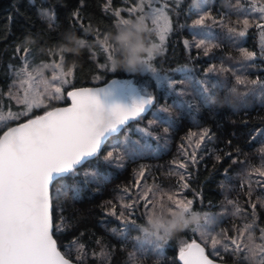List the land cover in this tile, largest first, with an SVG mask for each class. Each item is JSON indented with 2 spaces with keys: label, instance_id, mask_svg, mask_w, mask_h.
I'll use <instances>...</instances> for the list:
<instances>
[{
  "label": "trees",
  "instance_id": "obj_1",
  "mask_svg": "<svg viewBox=\"0 0 264 264\" xmlns=\"http://www.w3.org/2000/svg\"><path fill=\"white\" fill-rule=\"evenodd\" d=\"M138 1L0 0V107L18 108L4 94L23 57L32 64L60 60L64 69L73 72L69 90L134 76L109 71L111 63L103 45L115 49L114 58L119 55L115 43L107 39L118 29L115 11ZM192 1L166 2L170 29L163 51L152 60L155 68L171 75L179 90L155 86L146 76L153 96L149 108L112 133L96 156L50 185L52 236L70 261L181 264L180 242L192 239L187 229L160 248L144 242L140 234L148 226L140 197L149 187L155 192L154 201L164 194V204H158L157 210L173 207L166 194L180 192L185 201H193V210L213 216L221 237L234 238L248 223L264 229V176L259 175L264 171V96L261 88L254 90L250 85L264 82V70L259 60L246 62L242 54L255 53V28L243 16L245 0H211L203 13L215 20H205H211L215 40L211 47L192 44L186 49L184 40H193L199 15L191 9ZM242 18L250 25L244 37L235 39L228 29L240 27ZM81 40L84 43L78 44ZM24 49L29 52L25 54ZM252 61L253 68L243 69ZM180 67L189 69L175 71ZM237 76L244 83L237 84ZM94 77L101 80L95 83ZM205 88L204 94L212 99L200 105L196 93ZM68 102L65 97L51 103ZM190 102H194L191 107ZM44 111L43 107L33 109L29 116L6 122L0 135ZM109 151L113 156L106 161ZM129 204L132 207H125ZM121 213L139 226L126 222ZM200 242L215 260L251 264L226 249L214 253Z\"/></svg>",
  "mask_w": 264,
  "mask_h": 264
},
{
  "label": "snow or ice",
  "instance_id": "obj_2",
  "mask_svg": "<svg viewBox=\"0 0 264 264\" xmlns=\"http://www.w3.org/2000/svg\"><path fill=\"white\" fill-rule=\"evenodd\" d=\"M138 9V5L130 8V16L134 15ZM259 11L264 13V6H261ZM115 15L119 17L120 12L117 11ZM136 18L145 20L144 15L135 16ZM206 19L214 20L209 14H203L194 21V24L203 25ZM260 19L264 21V16ZM130 20L132 18L119 19L118 28L126 25ZM151 22L156 25L160 45H162L169 31L168 18L162 9H155ZM243 25V30L237 31L230 27L228 31L244 37L249 27V20L244 19ZM256 26L264 28V23ZM79 42L84 43L83 40ZM203 43L202 40L201 44L196 46L200 47ZM24 52L27 54L29 49H24ZM243 55L247 60L253 59V53L249 51H244ZM109 59H114V56L109 55ZM153 59L154 56H148L143 63L145 70L159 80L156 69L149 63ZM58 67H60L59 64L42 63L33 65L31 70L25 71L28 68V61L25 59L24 68L21 69V73H18V75L26 76L27 79H22L21 83H28L29 87L24 89L23 97L17 100L24 105V111L13 118L29 116L34 108L43 107L45 111L43 114L30 116L26 122L11 127L0 135V264H70L69 260L58 251L51 234L50 185L62 175L72 172L86 158L96 156L107 134L116 131L119 125H123L130 118L139 117L145 112L146 107L153 103L150 94H147L144 89L132 88L130 81L122 82L120 87L136 97L131 106H122L115 101L110 102L114 88L117 86V81L113 80L107 87L74 88L67 92V97L71 101L70 106H54L51 102L62 99L64 86L70 83L66 77H72L73 72L72 70L66 73L53 72L51 80H48L39 69ZM109 71L114 69L110 68ZM52 81L59 83H52ZM236 82L244 83L239 76ZM253 83L257 82L253 81ZM40 86H43V91L36 90ZM207 91L208 89L205 88L204 92L196 93L200 105H206L211 101L212 97L204 94ZM231 91L236 92V89L232 88ZM101 97L104 99L102 100ZM193 103L190 102L189 107ZM90 109H94L98 117L100 114L108 113L112 118L111 124L101 128L98 118L89 117ZM163 111L167 112L168 109L164 108ZM156 119H163V117L157 116ZM206 135L207 130L201 134V140ZM112 156L113 153L109 151L105 160L110 161ZM192 160L195 161L194 155ZM179 167L184 168L185 165L180 164ZM259 175L264 176V171H260ZM183 187L187 188L188 185L184 184ZM163 195L159 201H154L153 189L149 187L144 191L140 199L145 202L147 218L153 217L158 204H164ZM166 195L167 200L173 205L168 207L170 215L179 212L188 217H198L197 213L192 211V200H183L179 193ZM125 207L130 208L132 205H125ZM120 217L126 222L139 226L124 213H121ZM207 223L208 218L205 217V224ZM26 228L29 229L27 232H25ZM194 231H200L201 235H206L204 225H198ZM261 237L264 238V229H262ZM231 243L236 246L237 251L240 250L241 246L237 239L233 238ZM218 244L220 241L213 237L212 248L215 249ZM154 247L161 246L154 245ZM247 248L250 255L245 256L246 260H250L251 264H264V257L259 262L255 260L258 250L264 253V247L250 240ZM179 256L183 264H214L205 254V248L195 241L182 246Z\"/></svg>",
  "mask_w": 264,
  "mask_h": 264
},
{
  "label": "rangeland",
  "instance_id": "obj_3",
  "mask_svg": "<svg viewBox=\"0 0 264 264\" xmlns=\"http://www.w3.org/2000/svg\"><path fill=\"white\" fill-rule=\"evenodd\" d=\"M167 1L168 0H139L133 6L120 8V9L115 11V13L117 11L120 12V16L119 17L116 16V24L118 26V20L119 19H123V18L135 19V16L144 15L146 24L148 25L149 28L152 29V32L150 33V41L153 44L160 45V40H159L156 25H153L151 21H152L153 10H155V9H162L164 15H166L168 18V15L166 13V5H167L166 2ZM172 1H174L175 3L180 2V0H172ZM208 1L210 2L211 0H195V3H194V0L192 1L191 9L194 10V12H196L197 14H199L197 19L199 18L200 15L206 14V12L203 13V10L206 7V5L208 4ZM245 2H246L245 3L246 6H245V13H243V16H246V17H248V19H250L251 23L254 25L255 34H256V51H255V53H253V59H251V60H253V61L255 59L259 60L262 63V70H264V43H262V42H264V28H259L256 26L257 24L264 23V21H262L260 19L261 16H264V13L259 11V8L261 6H264V0H245ZM137 5L139 6V9H142L143 11H140L138 9L134 15L130 16L129 9L132 7H135ZM205 10H207V9H205ZM156 14H159V13H156ZM243 20H244V18H242L240 27H237V26L235 27V29L237 31L243 30V27H244ZM210 21L211 20H209V22ZM168 22H169V18H168ZM209 22L205 21L203 25H196V24L193 25V29L195 32L194 36H193V40L192 41L184 40V45H185L186 49H189V47L192 44H195V45L201 44L202 40L204 41V43L201 45L202 47L213 43V40H215L214 33H213L214 30L212 29V24ZM169 29H170V24H169ZM234 37H235V39L241 38L235 32H234ZM103 48L105 51L107 49L106 53L108 55V58H109V55H112L114 52V51H112V48H110L109 45H103ZM158 48H159L160 53H161L163 51V44L160 45V47H158ZM242 54H243V52H242ZM156 56H154V57H156ZM25 59H27V58L23 57L21 66L14 70V78H13L12 84L4 94V96L9 98L14 103V105L18 108L13 110V109H11L12 107L11 108L10 107H3V105L1 104L2 106L0 107V127L8 121L15 120L13 117L16 116L18 113L24 111V105L18 103L17 100H18V98L23 97L24 89L29 87L28 83H21L22 79H24V80L27 79L26 76L18 75V73H21V69L24 68ZM245 60H246V62L249 61L247 59H245ZM27 61H28V68L25 69V71L31 70L33 65H39L42 63L59 64L60 67L55 68V69H53V68H40L39 69V71L42 72L44 74V76L47 77L48 80H51L53 72L58 73V72L63 71L66 73L69 71V70H66L62 67V63L60 60L40 62L39 64H32L29 62L28 59H27ZM109 61L111 63L113 61V59H109ZM253 61L247 65V68H243V69L253 68V65H254ZM149 63L153 66L152 61H150ZM110 66H111L110 68H112V63ZM155 69H156L157 76L160 78L159 80L155 79L153 77V74L147 70H144L142 73H139V74H134V76H132V77L117 78V79L120 81V83H122L124 81H130L132 88H136L137 90L144 89L146 91V93L150 94L151 96H152V90L150 88L148 79H146V76L150 78V80L155 84V86H158V87L167 86L168 88L174 90V87L176 88V85H175L176 81L171 78V75L168 74L167 72H163L161 70H158L157 68H155ZM188 69H189V67H180V68L175 69V71H187ZM66 79H69L71 82V77H66ZM100 80H101V78H99V77L93 78V82H95V83L100 81ZM169 82H172V83H169ZM256 82L257 83H250V85L253 88H255L254 90L261 88L262 89V90L260 89L262 91L261 96H264V82H262V81L259 82V80H257ZM52 83H59V82L58 81H52ZM69 85H70V83L64 86L62 99H64L66 97V93L69 90L68 89ZM36 90L43 91L44 89H43V86H40ZM176 90H179V89L176 88ZM124 92L127 96L128 102L130 104H132L133 100L136 97L133 94H131L130 92H128L127 90H124ZM152 98H153V96H152ZM149 106H147L146 109H148ZM34 109H37V108H34ZM22 117H26V116H20V118H22ZM141 130H143V132H145L146 134L148 133L147 130H144V129H141ZM179 196H180V198L183 199V196L180 194V192H179ZM160 210H162V211H159L156 209L153 216H155V215H170L168 212V208L162 207V209H160ZM192 211L197 213V215L199 217V222L197 224L191 225L187 228L188 232L192 236V239H190L189 241L182 239L180 242V245H179V252H180V248L182 246H184L187 243H191L193 241L206 242L207 245L210 246L211 250L214 253H217L220 250H225L227 247V251L232 252L235 256L240 255L241 257H244V258H245V256L250 255L248 252V248H247V245L249 244L250 240L257 245L264 247V238L261 237L262 230L261 229H255L254 224L248 223V224L244 225V227L246 229L240 230V232H238L236 234V236H234V238L237 239L238 243L241 246L240 250L237 251L236 246L231 243V240L233 238L228 239L225 237H221V236H219L220 234H218L219 232H217V230L214 229L213 216H211L210 214H208L206 212H199V211H195L193 209H192ZM160 212H162V214H159ZM146 215H147V212H146ZM205 217L208 218L207 224H205ZM198 225H204L205 226L206 235H201L200 231H194V229H196ZM248 225H251V227H248ZM241 233H243V235H241ZM213 237H215L216 239H218L220 241V244H218L215 249H213L211 246V240ZM148 239H150V237L143 236L144 242ZM146 243H148V242H146ZM165 243L166 242H162L160 244V246L162 247ZM149 244H151V243H149ZM151 245H155V244H151ZM262 257H264V253H260L258 250V254L255 257V260L257 262H259Z\"/></svg>",
  "mask_w": 264,
  "mask_h": 264
},
{
  "label": "clouds",
  "instance_id": "obj_4",
  "mask_svg": "<svg viewBox=\"0 0 264 264\" xmlns=\"http://www.w3.org/2000/svg\"><path fill=\"white\" fill-rule=\"evenodd\" d=\"M152 29L148 27L145 20L136 18L130 20L126 25L119 27L115 34H109L107 39L113 41L119 55L113 59L114 71H124L128 74H139L145 70L143 61L148 56L159 55V48L150 41ZM80 44L79 41H77ZM71 51V49H69ZM91 119H99L101 128L111 124L112 118L108 113L100 114L99 117L94 109L88 111ZM147 227L140 229L142 236L150 239L145 242L160 245L169 240L175 233L197 224L199 217L185 216L179 212L174 215H155L147 218Z\"/></svg>",
  "mask_w": 264,
  "mask_h": 264
},
{
  "label": "water",
  "instance_id": "obj_5",
  "mask_svg": "<svg viewBox=\"0 0 264 264\" xmlns=\"http://www.w3.org/2000/svg\"><path fill=\"white\" fill-rule=\"evenodd\" d=\"M113 80H115V81H117V86L114 88V94H113V96L111 97V99H110V102L111 101H115L116 103H119L120 105H122V106H131V104L128 102V100H127V96H126V94H125V92H124V90L123 89H121V87H120V81L117 79V78H113V79H111V80H109V81H107V82H105V83H100V84H96V85H92V86H86V87H92V88H98V87H107V86H109L110 84H111V82L113 81ZM78 88H82V87H78ZM74 88H72V89H70V90H68V91H71V90H73ZM67 91V92H68ZM66 97H67V93H66ZM67 99H68V103L67 104H64V105H60V106H58V107H68V106H70V104H71V101H70V99L67 97ZM101 99L103 100L104 98L103 97H101ZM43 114V113H42ZM135 118H137V117H135ZM135 118H130L129 120H127L123 125H119L118 127H117V130L116 131H114V132H117V131H119L120 129H122L126 124H128L130 121H132L133 119H135ZM28 120V119H27ZM27 120H25L24 122H26ZM23 123V122H22ZM20 124V123H19ZM18 124H15V125H13V126H11V127H15V126H17ZM11 127H9V128H11ZM9 128H7L6 130H4L3 132H5V131H7ZM3 132H2V134H3ZM114 132H111V133H109V134H107L106 135V137L102 140V144H101V147L103 146V144L107 141V139H108V137L112 134V133H114ZM1 134V135H2ZM100 150H101V148H100ZM99 150V151H100ZM99 151H98V153H99ZM97 153V154H98ZM90 158H92V157H90ZM90 158H86L84 161H82V163L80 164V165H78V166H76V168L77 167H79V166H81L82 164H84L88 159H90ZM63 176V175H62ZM50 217H51V202H50ZM29 229H25V232H27ZM51 234H52V228H51ZM54 239V238H53ZM195 242H197V241H195ZM197 243H200V242H197ZM201 244V243H200ZM201 246H203L202 244H201ZM204 247V246H203ZM58 249V248H57ZM59 251V250H58ZM205 254H206V251H205ZM207 255V254H206ZM208 256V255H207ZM209 257V256H208ZM209 259H211L213 262H214V264H242V263H225V262H221V261H218V260H215V259H213V258H211V257H209ZM178 260L180 261V263L181 264H183V262L180 260V256H179V254H178ZM69 262H70V264H79V263H76V262H73V261H70L69 260Z\"/></svg>",
  "mask_w": 264,
  "mask_h": 264
}]
</instances>
